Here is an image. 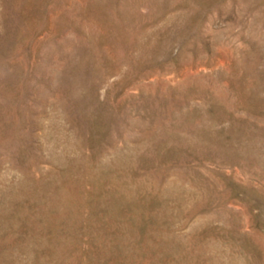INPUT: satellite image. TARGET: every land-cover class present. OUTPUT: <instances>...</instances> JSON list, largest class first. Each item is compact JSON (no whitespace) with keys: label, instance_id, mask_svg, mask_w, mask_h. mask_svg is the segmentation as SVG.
Listing matches in <instances>:
<instances>
[{"label":"rangeland","instance_id":"1","mask_svg":"<svg viewBox=\"0 0 264 264\" xmlns=\"http://www.w3.org/2000/svg\"><path fill=\"white\" fill-rule=\"evenodd\" d=\"M0 264H264V0H0Z\"/></svg>","mask_w":264,"mask_h":264}]
</instances>
